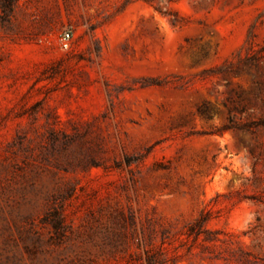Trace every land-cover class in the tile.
I'll use <instances>...</instances> for the list:
<instances>
[{
	"label": "rangeland",
	"instance_id": "obj_1",
	"mask_svg": "<svg viewBox=\"0 0 264 264\" xmlns=\"http://www.w3.org/2000/svg\"><path fill=\"white\" fill-rule=\"evenodd\" d=\"M4 2L0 264H264V0Z\"/></svg>",
	"mask_w": 264,
	"mask_h": 264
},
{
	"label": "built area",
	"instance_id": "obj_2",
	"mask_svg": "<svg viewBox=\"0 0 264 264\" xmlns=\"http://www.w3.org/2000/svg\"><path fill=\"white\" fill-rule=\"evenodd\" d=\"M70 39V34L68 32L64 33L61 37V45L64 49L68 47V42Z\"/></svg>",
	"mask_w": 264,
	"mask_h": 264
},
{
	"label": "trees",
	"instance_id": "obj_3",
	"mask_svg": "<svg viewBox=\"0 0 264 264\" xmlns=\"http://www.w3.org/2000/svg\"><path fill=\"white\" fill-rule=\"evenodd\" d=\"M4 1H5V2H4V5H1V8H3V10H4L5 8H7L8 5L12 4L15 0H4ZM202 217H203V216H200V217L196 220L195 223H200V221L203 219ZM57 226H58V225H57Z\"/></svg>",
	"mask_w": 264,
	"mask_h": 264
}]
</instances>
